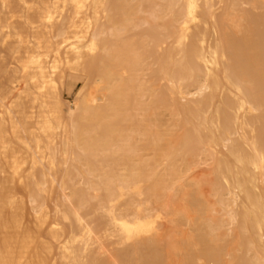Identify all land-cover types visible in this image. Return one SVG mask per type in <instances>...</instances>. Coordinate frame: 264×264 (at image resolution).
<instances>
[{
    "label": "rangeland",
    "instance_id": "obj_1",
    "mask_svg": "<svg viewBox=\"0 0 264 264\" xmlns=\"http://www.w3.org/2000/svg\"><path fill=\"white\" fill-rule=\"evenodd\" d=\"M38 1L46 2L47 7L41 19L34 20L32 13ZM95 1L0 0V134L3 135L0 138V155L6 158L5 153L18 148L24 140L13 171L15 183L21 189L13 196L24 201L32 216L44 217L49 229L60 234L50 239L52 249L47 264H95L96 261L101 264H136L131 252L140 256L139 264H216L219 259L218 264L238 263L235 259L242 251L237 246L230 252L231 245L239 243L234 231L236 221L229 212L234 204L231 197L238 188L231 186L232 192L224 190L222 196L228 202L224 205L214 186L217 162L212 154L198 149L191 154L179 150L180 136L185 128L184 118L174 124L176 119L173 116L177 111H171L168 101L161 99V89H153V74L159 71L161 64L148 51L130 63L131 68L126 62L115 67L118 77L131 76L136 85L116 113L104 122L96 117L83 122L91 133L108 140L98 153L91 156L95 171L87 174L82 161L76 157L75 151H81V148L71 139V112L78 111L75 99L82 87L90 90L101 82L97 75L86 71L84 65H75V59L80 53L88 56L105 52L100 46L93 49V40L103 36L113 38L110 34L112 22L106 19L108 5L101 4L95 15ZM149 4V1H144L138 22L130 24L116 48L120 47L123 38L134 40V34L142 33L149 26L144 21L150 15ZM228 4L230 0H218L217 6L225 9ZM238 8H230L231 18L235 20H241L244 9L264 14V7L245 1H240ZM199 21V17H192L184 26L191 33ZM228 24L229 32L236 31L231 20ZM99 30L101 33L96 37L95 32ZM44 38L49 41L47 46L41 43ZM113 40H109L107 46L113 45ZM172 43V37L165 43L170 53L174 52L170 48ZM212 55L208 54L207 66L215 64L209 60ZM222 66L227 69L224 64ZM159 76L163 85L173 86L169 76ZM209 90L206 86L200 89L193 85L182 92L179 99L181 102L196 100ZM22 103L26 105L24 121L16 112ZM157 131L165 133L164 144L179 150L172 155V161L163 155L158 162L154 160L156 151L152 142L156 140ZM241 131L232 132L231 136L237 137ZM68 136L73 144L66 149ZM231 142L232 139L221 136L213 143L212 150L216 155L227 153ZM171 164H175L179 176L171 182L165 178L154 193H149L154 183V172L167 176V166ZM136 165L142 167L140 188L136 187L137 183H120L117 192L104 199V189L89 186L90 177L99 180L103 174H122ZM7 173L2 172L3 176ZM22 173L29 175L26 180L22 179ZM261 179L259 175L258 181L262 182ZM192 184L200 189L203 205L199 208L190 203L188 191ZM74 187L87 191L86 202L72 205ZM66 209L78 210L76 215L81 217L79 228L73 234L70 230L72 220L66 217ZM91 209L99 220L110 215L114 226L106 229L93 225L87 214ZM134 212H150L154 222L152 228L129 237L121 219L133 216ZM199 232L206 233L214 246L222 245L220 258L204 253ZM88 236L90 239L87 241L85 238ZM154 238H158L159 243L151 249L146 245ZM147 255L151 260H147Z\"/></svg>",
    "mask_w": 264,
    "mask_h": 264
},
{
    "label": "bare ground",
    "instance_id": "obj_2",
    "mask_svg": "<svg viewBox=\"0 0 264 264\" xmlns=\"http://www.w3.org/2000/svg\"><path fill=\"white\" fill-rule=\"evenodd\" d=\"M144 1L150 3V15L144 18L149 26L144 28L142 33L134 34V40L123 38L120 47L116 48L121 35L130 24L138 22ZM240 1L264 7L263 0H230L225 9H218V0L95 1V15L99 12L101 4L108 5L106 19L107 22H112L110 34L113 38L103 36L99 40H93L92 48L100 46L105 52L88 56L80 53L75 59V65H84L86 71L97 75L101 83H97L90 90L82 87L78 92L75 99L78 111L71 112V139L73 138L81 148V151H75L76 157L82 161L87 174H92L96 166L91 156L98 153L108 140L91 133L89 128L83 126V122L94 117L104 122L111 114L116 113L136 85L131 76L118 77L115 67L126 62L131 68L130 63L136 62L148 51L155 61L161 64L158 73L155 71L153 74V89H161V99L168 101L171 111H177L173 116L176 119L174 124L178 123V119L184 118L185 128L180 136L182 140L179 150L191 154L198 149L203 153L212 154L217 162L214 169V186L224 205L228 203L222 196L224 190L232 192L231 186L238 188L231 197L234 204L229 212L231 218L236 221L234 231L239 245H231L230 252L237 246L242 252L236 255L235 260L238 263L234 261L231 264H264V14H255L251 9H244L241 11V20L231 18L230 8L239 10ZM46 7V2H36L33 19L40 20ZM196 16L200 21L196 29L189 33L184 24ZM230 20L236 31L227 30ZM238 31H241V34ZM100 33V30L96 31L95 36L98 37ZM170 37L173 40L170 46L174 50L172 53L165 46ZM111 39H114L113 45L107 46ZM41 43L47 46L49 41L44 38ZM137 44L138 47H134ZM209 53L213 54L209 58L215 63L213 66L206 64ZM159 75L169 76V79L173 80V86L163 85ZM193 85L200 89L206 86L210 90L202 98L181 102L180 94ZM247 102L250 103L249 106ZM25 108L24 103L16 108L22 121ZM252 108L259 111L256 112ZM239 129L242 131L237 137L231 136L232 132L238 133ZM156 135V140L152 142L156 151L154 160L158 162L163 155L172 161V155L179 150L162 142L165 133L157 131ZM221 136L232 139L230 151L216 155L212 150L213 143ZM1 137L3 138L2 134ZM71 139L67 137L66 149L72 146ZM23 142L24 140L18 148L5 153L6 158L0 155V264H47L52 249L50 239L60 234L49 229L44 217L32 216L24 201L13 196L15 191L21 189V186L15 183L13 171L16 170L19 151L23 150ZM124 166L127 170V162ZM167 170V176L154 172V183L150 186L149 193H154L165 178L171 182L175 176H179L175 164L167 166ZM140 171L142 167L136 165L122 174H103L99 180L90 177L88 183L90 188L104 189L102 197L105 199L117 192L120 183H137L136 187H142L143 175ZM2 172L8 173L3 176ZM82 173L85 175L84 171ZM259 175L262 182L258 181ZM21 176L26 180L29 175L22 173ZM73 193L72 205L86 202V190L74 187ZM188 194L191 204L197 208L203 205L198 185H190ZM65 213L66 217L72 220L70 230L73 234L79 228L81 217L76 215L78 210L66 209ZM87 214L93 225L106 229L114 226L110 215L99 220L92 209ZM133 214L121 219L127 236L131 237L152 228L154 217L150 212ZM211 227L215 228L213 225ZM198 234L200 242L204 245V253L220 258L222 245L216 247L208 240L206 233ZM89 239V236L85 238L87 241ZM151 241L146 246L155 249L159 239L154 238ZM218 249L219 251H216ZM131 255L136 264H139L140 256L137 252H131ZM147 260H151L150 255H147ZM218 262L220 259L216 264ZM95 264L101 262L96 261Z\"/></svg>",
    "mask_w": 264,
    "mask_h": 264
}]
</instances>
